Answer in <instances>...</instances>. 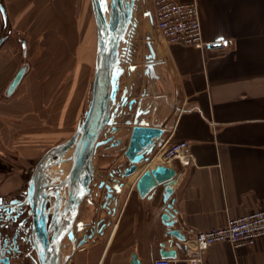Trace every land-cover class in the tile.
<instances>
[{
  "label": "crops",
  "instance_id": "obj_1",
  "mask_svg": "<svg viewBox=\"0 0 264 264\" xmlns=\"http://www.w3.org/2000/svg\"><path fill=\"white\" fill-rule=\"evenodd\" d=\"M196 1L203 39L228 40L225 52L168 44L154 16L152 32L141 31L137 10L146 2L150 13L154 5L138 0L133 60L125 64L128 81L140 76L146 92L130 99H135V116H156L134 122L128 139L134 125L159 127L158 157L178 140H187L191 151L168 162L153 160L129 177L123 176L129 162L94 166L112 195L107 197L105 186L95 221L91 207L83 205L80 223L92 219L90 234L80 230L79 238L87 237L70 264H131L133 254L141 264H153L164 251L173 252L165 258H189L195 250L193 232L264 208V0ZM0 4L5 11H0V196L9 197L25 187L41 157L70 138L80 122L90 100L97 27L91 0ZM24 63L25 75L8 94ZM140 97L147 98L144 115L137 112ZM158 165L179 174L173 194V228L179 235L170 234L162 220L163 189L144 198L136 189L139 175ZM203 259L205 264H264V238L239 249L214 243Z\"/></svg>",
  "mask_w": 264,
  "mask_h": 264
},
{
  "label": "water",
  "instance_id": "obj_2",
  "mask_svg": "<svg viewBox=\"0 0 264 264\" xmlns=\"http://www.w3.org/2000/svg\"><path fill=\"white\" fill-rule=\"evenodd\" d=\"M91 4L97 27V60L88 108L71 137L50 148L37 162L27 191V200L37 212L35 213L37 232L45 250L40 257L41 264H67L68 258L61 257V240L66 234L73 242L76 240L73 232L74 223L80 205L91 190L97 149L115 139L116 134L113 132L120 128L117 118L126 115L122 110L124 106L129 104L128 108H131L135 102V99L129 101L126 89L121 92V79L126 72L125 64L133 60L134 52L131 41L137 27L136 0H91ZM0 9L5 14L1 4ZM3 40L4 37L0 38V45ZM26 69V65L23 64L18 70L7 89L8 94L14 93ZM127 122L132 123L130 120ZM108 127H111L112 136L101 140L100 138L104 135L102 134L103 129ZM162 134L163 129L159 127L133 126L124 154L129 161L123 173L124 177L136 173L138 164L149 163L152 160L156 149L155 139L160 138ZM116 141L114 146H118L122 139L119 138ZM69 152H71L70 156L65 160ZM54 157H56L55 160ZM64 162L70 163L69 172L65 178H58V183H49L48 170ZM115 173L112 171L111 175L114 176ZM178 176L176 169L158 165L155 168L144 170L135 181L136 189L143 198L153 197L160 187L163 189L165 212L161 217L170 230V234L176 235H179V231L173 228L176 215L173 194ZM103 184L108 189L107 197H110L113 188L104 181L101 185ZM52 187H56L58 191H67L68 213L65 214L62 232L60 235L57 234L53 243L50 244L46 235L45 207L47 189ZM85 238L80 240L79 245L84 243ZM171 254L173 252L164 251L162 257H169ZM1 261L0 259V264ZM5 262L8 264L7 258ZM131 264H141L136 254L132 255Z\"/></svg>",
  "mask_w": 264,
  "mask_h": 264
},
{
  "label": "flooded vegetation",
  "instance_id": "obj_3",
  "mask_svg": "<svg viewBox=\"0 0 264 264\" xmlns=\"http://www.w3.org/2000/svg\"><path fill=\"white\" fill-rule=\"evenodd\" d=\"M133 107V106H132ZM129 108L127 115L133 116L134 112L133 108ZM111 130L107 131V135L105 138L111 137ZM126 138V137H125ZM118 136L116 134L115 139L109 141L106 145H101L98 147L95 159L98 156H109L114 152H118L119 149H123L124 144L123 140L118 146H114L117 141ZM110 146L109 148H106ZM102 148H106L104 151H101ZM111 150L110 154H107V151ZM115 157L119 155V153L113 154ZM54 160L56 157L53 158ZM66 163V162H64ZM63 163V164H64ZM37 164V163H36ZM58 166V165H55ZM51 167L48 170V181L49 183H58V178H65L66 174L63 176L54 174V167ZM35 167L31 172V176L28 180V183L25 187L19 192L13 194L12 196H0V259L1 264H7L5 262V258H7L8 264H15L18 262L19 264H41V256L45 253L44 248L42 247V243L39 239V234L37 232L36 222H35V213L32 205L28 202V188L29 181L34 173ZM103 181V180H102ZM100 180L99 183L95 181V173L93 183L91 185L90 193L84 198L82 204L79 207V213L74 223V237L75 241L78 245L80 242L79 234L76 231V224L78 222L79 216L83 213V205L91 207L92 214L94 216L92 221L96 220V214L100 208L99 200L101 196L105 197L104 184H102ZM103 190V191H102ZM102 192V193H101ZM46 235L49 243H53L56 235H60L62 232V225L65 221V214L67 212V199L68 193L66 190L58 191L56 187L47 189V197H46ZM68 213V212H67ZM91 220L89 222L83 221L79 223L80 230L82 228L87 229V234H90L89 228L91 226ZM105 236V233L104 235ZM83 238V237H82ZM67 241L70 240L68 234H66L62 240L60 245V253L62 258H68V244ZM82 245H79L76 249L80 248Z\"/></svg>",
  "mask_w": 264,
  "mask_h": 264
},
{
  "label": "built area",
  "instance_id": "obj_4",
  "mask_svg": "<svg viewBox=\"0 0 264 264\" xmlns=\"http://www.w3.org/2000/svg\"><path fill=\"white\" fill-rule=\"evenodd\" d=\"M153 5L156 28L168 44L193 46L203 52L217 54L229 48L230 42L226 39H203L196 0L189 2L153 0ZM106 135L107 133L104 136ZM190 151L191 145L187 140H178L167 144L159 157L162 161L168 162L188 155ZM192 235L195 241L192 256L185 259L159 257L153 264H205L204 252L217 242H229L235 249L254 245L258 239L264 238V208L229 218L224 225L208 230H197Z\"/></svg>",
  "mask_w": 264,
  "mask_h": 264
},
{
  "label": "rangeland",
  "instance_id": "obj_5",
  "mask_svg": "<svg viewBox=\"0 0 264 264\" xmlns=\"http://www.w3.org/2000/svg\"><path fill=\"white\" fill-rule=\"evenodd\" d=\"M148 5L149 4H147L146 2H142L141 6L139 7V9L137 10V13H136L137 14V17L139 19L140 26H141V31H143L145 33L146 32H152V27H151V24L150 23L153 22V16H154V10H152V11L149 10L151 12L150 13L148 12V9H149V8H147V7H149ZM24 65H26V67L28 66L27 63H24ZM93 77H94V71L92 72L91 82H93ZM140 78H141L140 76H137V78L132 79V81H128L129 80V77H128L127 73H125V75L122 77V79H121V92L125 88L128 89L129 87H132V91H130V93L128 94L129 100L131 99V97L133 98V97L139 96L143 92L146 93L144 90H142L143 89L141 87V82L142 81L140 80ZM91 86H90V91H89V95H88V98L89 99L91 98ZM148 94H149V91H148ZM141 98L142 97H140V99ZM146 101H147V98L146 97H143L140 100V105H138V107H137V112H139V113H141L143 115H144V112H145L144 110L147 109L146 108ZM88 105H89V103L87 101L85 103L84 113L87 110ZM127 107L128 106L126 105L122 109L126 115L117 118V120H118V127H120L121 130H122L121 132H119L117 134V136H118V138H121L123 140V144H124L123 149H119L118 152H114V153L110 154L107 157H102L101 155L98 156V157H96V159H94V165H95V167L96 166H101L102 164H105L106 165L105 167L108 168L109 164H106V163H109V161H119V162H121V163L123 162V163H125L127 165L129 161H128L127 157L124 156V154H125V149H126L125 147L127 145V135H128V133H130V129H131L132 124L134 122H138V120H141L140 118L147 117L149 120H152L154 117H156V116H129V115H127V113H128ZM84 113H83V115H84ZM132 113H133V111L131 112V114ZM82 118H83V116H81V119ZM128 120L132 121V123L129 124L127 122ZM110 129H111V127H108V129L106 128L105 131H104V135ZM104 135L102 136V138L104 137ZM116 153H119V155H117L115 157L113 154H116ZM152 156H153L152 157V160L149 163H151L153 160H157V162H160L161 161V158L158 157V153L157 152H154V154ZM149 163H145V165H148ZM106 172H107V169H105V174H106ZM100 175L101 174H100V171H99V173L97 174V178L95 176V179L96 180H100V179L103 180V179H105V178H102ZM81 217L82 216H79L78 222L76 224V231H77L78 234L80 233L79 223H80V218ZM67 244H68V246H67L68 247V249H67V253H68V260H67V262H69V264H70V259L74 255V253L77 251L76 248L79 245L76 242H71V241H67ZM83 250L84 249H81V251H83ZM15 264H19V263L16 262ZM20 264H22V263H20ZM26 264H29V262H27Z\"/></svg>",
  "mask_w": 264,
  "mask_h": 264
},
{
  "label": "bare ground",
  "instance_id": "obj_6",
  "mask_svg": "<svg viewBox=\"0 0 264 264\" xmlns=\"http://www.w3.org/2000/svg\"><path fill=\"white\" fill-rule=\"evenodd\" d=\"M135 6H137V0H136V4H135ZM136 21V20H135ZM135 30H136V28H135ZM130 101V100H129ZM129 105V104H128ZM135 114H136V110H134V112H133V116H135ZM133 125V124H132ZM106 129V128H105ZM105 129H103V131H102V134H104V131H105ZM76 130V129H75ZM121 130H120V128H119V130L118 131H116V132H113L114 134H118L119 132H120ZM101 140L102 139H106L105 137H101L100 138ZM129 140H130V136H129V139H128V137H127V145H128V143H129ZM70 153L71 152H69V153H67L66 154V156H65V160H67V158L70 156ZM69 166H70V163L69 162H66V163H64V164H60V165H58V166H55L54 167V169H53V171H54V174H57V175H60V176H63L64 174H66L67 175V173L69 172V170H68V168H69ZM138 170L139 169H142L143 167H145V162L144 163H140V164H138ZM68 170V171H67ZM102 181V180H101ZM104 187H105V185H104Z\"/></svg>",
  "mask_w": 264,
  "mask_h": 264
},
{
  "label": "snow or ice",
  "instance_id": "obj_7",
  "mask_svg": "<svg viewBox=\"0 0 264 264\" xmlns=\"http://www.w3.org/2000/svg\"><path fill=\"white\" fill-rule=\"evenodd\" d=\"M0 203H2V202H0Z\"/></svg>",
  "mask_w": 264,
  "mask_h": 264
}]
</instances>
